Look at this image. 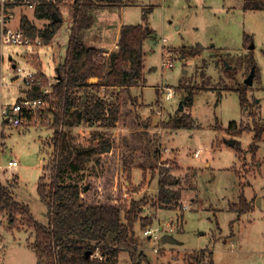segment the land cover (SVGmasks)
<instances>
[{"label":"rangeland","instance_id":"374dc122","mask_svg":"<svg viewBox=\"0 0 264 264\" xmlns=\"http://www.w3.org/2000/svg\"><path fill=\"white\" fill-rule=\"evenodd\" d=\"M121 2L125 5L115 10L97 8L93 19L102 33L108 29V44L116 37L120 22H146L153 30L144 44L145 81L131 89L137 98L135 104L124 88L98 89L100 97L121 105L120 120L112 127L85 120L78 103L65 114L60 129L70 146L91 135L110 145L100 159L91 156L79 170H68L65 178L82 186L85 203L104 201L115 186L121 189L124 205L129 207L132 200L140 203L143 210L139 216L147 218L143 219L147 224L141 227V220L137 221L134 232L144 256L133 263L128 252L121 250L118 264H197L193 257L202 260L199 264H209L210 251L213 264H264V132L254 152L249 148L254 142L253 131L247 130L254 120L264 123V9L245 8L244 0ZM70 7H60L63 22L51 43L41 44L34 51L47 78L41 90L44 93L48 89L49 95L50 84L56 80L54 66L67 46ZM23 8L32 18V9ZM20 12L19 8L12 11L9 28L17 27ZM245 34L250 35L253 46L251 85L243 82L251 69V54L243 45ZM32 52L25 45L0 44L1 102L15 101L19 86L24 85V80L16 77L13 63L32 70L41 66ZM167 60L173 63L171 67L162 65ZM226 63L234 71L233 79L224 76ZM164 87L171 89L170 99L165 98ZM189 87L194 88L193 103L185 106L183 98ZM240 90L246 94V108L239 103ZM74 94L79 97L83 93L77 90ZM180 104L182 110L178 109ZM48 106L45 101L23 125L6 124L0 134V162L5 165L13 157L19 161L9 170L14 175L11 183L15 185L9 187L13 197L27 205L33 218L43 224L48 221L47 207L38 196L36 184L43 165L51 168L54 154ZM178 113H189L192 127L167 129L160 125ZM230 121L236 122L233 130L227 128ZM145 122L149 123L148 131L144 130ZM241 128L246 131L239 134ZM227 139H237L242 150L235 143L228 145ZM162 169L169 170L181 188L180 205L171 209L156 204L158 170ZM239 195L249 210L237 219L229 205L238 201ZM145 228L158 229L160 239L145 237ZM164 234L175 242H163ZM33 239L31 222L24 214L16 213L12 221L9 213L0 209V264H40L30 246Z\"/></svg>","mask_w":264,"mask_h":264},{"label":"trees","instance_id":"16d2710c","mask_svg":"<svg viewBox=\"0 0 264 264\" xmlns=\"http://www.w3.org/2000/svg\"><path fill=\"white\" fill-rule=\"evenodd\" d=\"M103 1L105 3H100V0H82L71 6L72 20L67 46L63 58L56 65L57 75L56 80L50 84L52 90L50 95L41 90L47 78L40 65L35 70V77L40 80L39 83L33 82L26 90L28 97H41L54 107L49 109L52 114L50 127L54 128L51 138L54 151L50 159L51 168H48L47 164L43 165V173L36 184L38 196L47 207V223L43 224L35 220L29 207L19 204L14 199L9 188L12 186H3L0 189V209L7 211L12 221L16 213H22L30 220L34 233L30 246L40 264H118L121 250L128 252L133 263H137V259L144 256L138 250L139 242L134 232V224L137 221L141 220V227L147 224L145 220L143 221L147 218L141 219L139 216L143 209L138 201H130L129 207L124 205L121 202V189L115 186L109 190L104 201L94 204L85 203L82 186L65 178L68 170H79L93 155H97L100 159L101 154L110 147L104 139H97V135H91L88 139L81 138L79 143L70 146L65 132L60 129L65 114L78 103L82 107L85 120L98 121L103 126L112 127L120 120L121 105L118 101L108 102L100 97L98 89L124 88L132 104H135L137 98L131 89L139 86L145 79L144 44L153 36V30L146 22L121 25L117 40L118 47L108 54L85 42L84 31L94 22L90 10L101 4H118L122 0ZM243 4L245 8L264 9V0H244ZM59 7L58 4L42 2L34 9V15L38 19L49 21L38 28L26 15H21L20 28L29 35L39 36L42 44H50L62 24V21H53L54 14L61 17ZM146 14L145 10L143 20L146 19ZM251 41L250 35L245 34L243 45L249 49L251 54L249 61L252 67L254 61ZM1 60L0 54V64ZM227 65L226 63L223 69L224 76L233 79L234 71L230 65ZM91 77H97L98 80L91 82L89 81ZM186 89L188 95L183 98V103L185 106H190L193 103L194 88ZM77 90L83 93L79 97L74 94ZM238 97L241 107L244 108L247 103L245 92L238 91ZM192 124L193 119L189 113L172 114L166 120L160 121L163 128H189ZM252 124L247 130L253 131L254 142L249 148L255 152L259 146L257 142L264 132V123L254 120ZM227 128L235 129L236 122L230 121ZM242 131L246 129L241 128L239 134ZM235 145H238V150H242L238 140H235ZM101 161L105 164L103 160ZM103 170L107 171V169ZM178 182L169 170H158L156 204L160 208L171 209L180 205L182 194ZM229 209L239 217L249 210V205L245 198L239 195L238 201L231 203ZM87 251H91L89 256H86ZM208 253L211 260L209 264H213L212 251ZM192 259L197 264L202 262L197 257Z\"/></svg>","mask_w":264,"mask_h":264},{"label":"built area","instance_id":"2783aa9c","mask_svg":"<svg viewBox=\"0 0 264 264\" xmlns=\"http://www.w3.org/2000/svg\"><path fill=\"white\" fill-rule=\"evenodd\" d=\"M82 0H0V44H18L25 45L32 49V54L39 45L42 44V40L39 36H33L25 33L19 28H4L3 20L6 15V11L11 7H28L35 9L42 2H49L58 4L61 6H72ZM165 40L164 38L162 39ZM165 67H171L173 63L170 60L163 62ZM16 77H20L24 80V84L29 89L33 82L39 83V79L35 77V69H27L24 66H14ZM165 88V87H164ZM162 89V87H160ZM165 98L170 99L172 97V91L169 87L165 88ZM50 92L48 89L44 90V93ZM45 104L44 99L41 97L30 98L27 95L26 89L20 92V95L15 101L7 104L0 103V134L3 132L2 127L9 124L13 127H19L23 125L27 118L31 116V113L39 110ZM48 104V103H47ZM49 105V104H48ZM54 107L48 106L49 109ZM197 154V152H196ZM19 161L16 157L9 159L5 165L0 162V189L3 186H14L11 180L14 179V175L9 172L10 169L17 167ZM143 235L150 239H160L158 229L145 228L143 229ZM1 248V247H0ZM156 250V249H155ZM97 255V253H95Z\"/></svg>","mask_w":264,"mask_h":264},{"label":"crops","instance_id":"0c3cea01","mask_svg":"<svg viewBox=\"0 0 264 264\" xmlns=\"http://www.w3.org/2000/svg\"><path fill=\"white\" fill-rule=\"evenodd\" d=\"M100 3H105L103 0H100ZM101 5H103V6H99V7H97V8H101V7H108V8H111V10H115L116 9V7L117 8H119V7H122V6H124L125 4L124 3H118V4H112V5H106V4H101ZM61 7H63V6H61ZM17 8H19V9H21V12H20V16H19V20H18V23H17V27L16 28H19L20 26H19V21H20V17H21V15H26L27 16V18L36 26V27H38V28H41V27H43L49 20L48 19H38V18H36L35 17V15H34V9H32V12H33V17L31 18V16H29L28 14H26V13H23V9H25V8H23V7H18V6H15V7H11L10 9H8L7 11H6V15H5V17H4V20H3V26H4V28H9V25H8V22L10 23V21H11V17H12V15H11V13H12V11H14V10H16ZM97 8H94V9H92V10H90V13L93 15V13H94V11L97 9ZM1 9V8H0ZM59 9H60V7H59ZM70 9H71V7H70ZM61 13V16L63 15L62 14V12H60ZM61 21L63 22V18L61 17ZM39 24H41V26H39ZM123 24H127V23H118L117 24V30H116V37L114 38V40H112V42L110 43V44H108L107 43V41H106V36H105V34H106V31H108V29L107 30H105V32H101L100 30H99V27H97L96 26V22H95V20H94V22H93V24L89 27V28H87L85 31H84V39H85V37H86V39L88 38V41H85L87 44H89V45H93V46H95V47H97V48H100L103 52H105V53H109L110 51H112V50H115V49H117V40H118V34H119V29H120V27H121V25H123ZM112 25V24H111ZM70 26V25H69ZM113 26V25H112ZM108 28L110 29V26H108ZM94 29L95 30H97L98 29V31H94ZM90 31H92V32H90ZM68 33H69V30L67 31ZM56 35V34H55ZM54 35V36H55ZM90 36H92V37H90ZM54 38V37H53ZM68 40V39H67ZM32 54V53H31ZM33 54H35L36 56H38L36 53H33ZM10 60H11V57L9 58ZM37 62L39 63V64H41V69H42V71L43 72H45L44 71V69H45V67L43 66V62H42V60L39 58V56L37 57ZM16 64H12L11 66L14 68V66H15ZM55 68H54V71H55V77H56V75H57V71H56V65L54 66ZM53 73V72H52ZM49 76V75H48ZM98 80V78L97 77H91V78H89V81H91V82H95V81H97ZM143 81H145V80H143ZM0 86H1V84H0ZM27 90L28 88L26 87V85L24 84L23 86H19V94H18V96L20 95V92L22 91V90ZM17 96V97H18ZM0 103L1 104H7V103H3V102H1V100H0ZM144 130H147L148 131V129H150V126H149V123H147V122H145L144 123ZM167 129H177V128H167ZM136 130H138V129H136ZM237 140V139H236ZM159 150H160V152H161V147L159 148ZM197 152V154H198V151H196ZM196 154V155H197ZM15 185V184H14ZM234 202H237V201H234ZM234 202H232V203H234ZM237 216V215H236ZM241 216V215H240ZM237 219H239L240 217H236Z\"/></svg>","mask_w":264,"mask_h":264},{"label":"water","instance_id":"95a60500","mask_svg":"<svg viewBox=\"0 0 264 264\" xmlns=\"http://www.w3.org/2000/svg\"><path fill=\"white\" fill-rule=\"evenodd\" d=\"M53 21H61V17L59 15H57V14H54ZM250 47H253L252 44L250 45ZM254 70H255V68H254V66H252L248 76L243 80V82L245 84H247V85H251L252 84L253 76H254V72H255ZM178 109L179 110L183 109L181 104L179 105ZM235 140L236 139H227L226 143L231 146V145H234ZM85 189H86V186H85ZM162 241L163 242H175L174 238L171 235H169V234L162 235ZM90 254H91V251H87L86 252V256H89Z\"/></svg>","mask_w":264,"mask_h":264}]
</instances>
